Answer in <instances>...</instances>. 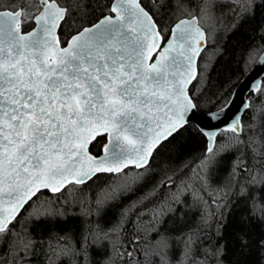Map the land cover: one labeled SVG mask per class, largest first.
<instances>
[{"label": "snow or ice", "instance_id": "obj_1", "mask_svg": "<svg viewBox=\"0 0 264 264\" xmlns=\"http://www.w3.org/2000/svg\"><path fill=\"white\" fill-rule=\"evenodd\" d=\"M154 3L158 11L174 8L179 15L153 60L166 33L140 0H114L109 15L66 40L58 32L72 9L60 0H0V264H32L37 248L41 264H223V245L205 246L201 233L208 220L201 205L223 209L227 197L243 205L248 222L264 224V45L242 58L245 76L256 72V78L248 99L222 128L199 125L200 105L185 89L196 78H186L193 59L188 53L198 55L196 45L206 42L201 24L214 25L226 13L254 16L264 0ZM27 24L34 27L24 33ZM234 96L235 91L231 99L222 96V106L209 109L206 118H225ZM240 112L250 113L248 122H241ZM190 123L206 137L204 150L153 185L145 199L168 192L151 216L138 206L109 221L119 200L153 182L160 147ZM93 141L102 145L95 156ZM227 157L232 162L221 183ZM98 174L118 182L88 198L62 199L73 185L86 186ZM42 189L59 195L37 203ZM193 207L199 221L166 227ZM29 221L46 226L47 237H36ZM253 243L264 264V238ZM240 244L249 248L248 238Z\"/></svg>", "mask_w": 264, "mask_h": 264}, {"label": "trees", "instance_id": "obj_2", "mask_svg": "<svg viewBox=\"0 0 264 264\" xmlns=\"http://www.w3.org/2000/svg\"><path fill=\"white\" fill-rule=\"evenodd\" d=\"M60 3L72 9L67 23L58 32L61 38L66 40L78 29L109 13L111 0H60ZM141 3L155 16L158 26L165 29L166 38L167 30L177 20L179 14L175 12L174 8L158 11L154 0H141ZM172 3L175 4V0H172ZM31 26L32 24H27L23 30H27ZM214 27L212 38L208 40L199 57L197 77L189 88L190 95L194 96L201 111L213 110L222 106V96L229 98L233 87L244 74L242 58L250 49L264 45V8H257L254 16L249 15L244 19L226 13L224 16H219ZM247 96L249 97V94ZM249 116L250 113H244L242 123L248 122ZM205 142V136L193 123L186 125L178 134L174 133L156 154L152 169L156 173L153 182L135 195L119 200L109 212L107 219L115 220L121 210L133 212L138 206L140 213H147L150 217L152 210L160 202L159 198L168 192V189L164 188L156 194L155 199H145V197H151L153 185L160 181H166L168 176H175L184 164L195 161L204 150ZM101 146L93 141L90 151L98 154ZM231 162V157L225 158L219 182L222 183L225 180ZM135 171L130 169L129 174L135 175ZM116 182H118L117 178L111 174H98V178L94 177L86 186L73 185L70 195H72V200L88 198L99 192L100 189ZM178 182L180 183L179 180L176 181V183ZM80 188H83L84 191H79ZM38 195L40 201L43 202L49 197L59 195V193L51 194L41 191ZM63 197L65 198V192ZM225 202L229 207L223 209L218 206H209L210 209L215 207L216 209L207 211L206 205L200 207V211L206 213L208 220V225H205L201 233L205 239V246L214 248L223 245L225 253L223 264H261L253 242L264 238V224L248 222L244 219L245 209L242 204H234L227 197ZM185 211L188 213L185 218L178 220L175 225L172 223L173 218H170L166 227L179 229L185 223L191 226L199 221L200 217L194 215L195 207L185 209ZM26 219L27 217H21V225L25 223ZM133 220L136 221L137 218L134 216ZM144 223L146 224L147 221L145 220ZM21 225H17V227L19 228ZM28 227L32 229V233L36 237H47L49 229L46 226L34 227L29 221ZM131 234L132 229L129 227L128 233H126L129 239H131ZM244 236L249 240V248L242 249L240 238ZM37 254L38 259L33 258L32 264H41L44 261V256L40 253L39 248H37Z\"/></svg>", "mask_w": 264, "mask_h": 264}, {"label": "water", "instance_id": "obj_3", "mask_svg": "<svg viewBox=\"0 0 264 264\" xmlns=\"http://www.w3.org/2000/svg\"><path fill=\"white\" fill-rule=\"evenodd\" d=\"M113 2H114V0H111L110 7L112 6ZM140 3H141V0H140ZM62 6H63V5H62ZM141 6L144 7L142 3H141ZM110 7H109V9H110ZM144 8H145V7H144ZM145 10H147V9L145 8ZM147 11H148V10H147ZM150 14H151V13H150ZM107 15H109V13H106L105 15L101 16L100 18H98V19H97L96 21H94L93 23H91V24H89V25H85V26H83L82 28H84V27H88V26H91V25H94V24L97 23L101 18H103L104 16H107ZM113 15H115V14H113ZM176 22H177V20L171 25V27H172ZM33 27H34V25H33L32 27H30L29 29H27V30H23V32H24V33H27V32H29V31H32V30H33ZM201 27H202V26H201ZM82 28H81V29H82ZM202 28H203V27H202ZM203 29H204V28H203ZM74 34H76V32L73 33L72 35H74ZM205 34H206V31H205ZM58 35H59V33H58ZM70 37H71V35L69 36L68 39H70ZM167 39H168V36H166L165 39H158V40H157V43H159V44L161 45V47H160L159 49H156L155 51L152 52L153 60L156 58V56L158 55V53H159L160 51H162L163 47H165V46L167 45ZM146 43L149 44V45H151V44H152V39L149 38V39L147 40ZM193 44L196 45V41H193ZM206 45H207V34H206V42L202 41V42L200 43V45H196V47L199 49V54H198V55H193L192 52H189V53H188L190 56L193 57V59H192V63H191V66H190V68H189V71H188V73L186 74V78H190V77H192V76L197 77V74H198V60H199V57H200V55H201L203 49L206 47ZM61 46H66V45L64 44V45H61ZM145 54L147 55V51H146ZM148 62L150 63V62H153V61H148ZM255 78H256V72H253L252 75H251V76H248V77H246V76H245V73H244V74L242 75V77L237 81V83H236L235 86L233 87V89H232V91H231V94H230V96H229V99H231V98H232V93H233V91H235L234 103L232 104L231 108L228 110L227 116H226L225 118L221 119V120L218 121V122H210V121L206 118V115H205L208 111H201V112L197 115V117H196V120L199 122V125L202 126L203 128L208 129L209 131H213V130H216V129H218V128H222L223 125H224L225 123L229 122V118L233 117L234 114H237L238 110L241 108L242 102H244L245 100H247V95L249 94V91H248V90H249V88H250L251 81H252L253 79H255ZM262 78H264V77H262ZM195 79H196V78H195ZM195 79H191V83L185 85V89H186V91H187V93H188L189 95H190V93H189L190 85L194 82ZM243 80H246L247 82H246L243 86H240V83H239V82H240V81H243ZM220 107H221V106H220ZM220 107H218V108H216V109H213L212 111H218ZM239 114H240V116H241V118H242L244 112H240ZM193 124L197 127V124H196V123H193ZM166 127H167V126H165V128H166ZM153 128H155V124H153ZM197 129L200 131V129H199L198 127H197ZM200 132H201V131H200ZM205 139H206V137H205ZM90 146H91V144L89 145V149H90ZM101 150H102V147H101L100 152H99L98 154L101 153ZM90 154H92V155H94V156H95V155H98V154H94V153L91 152V151H90ZM84 163H85V166H87V161H85ZM42 190H47V189H42ZM42 190H41V191H42ZM47 191H49V190H47ZM49 192H50V191H49ZM51 193H52V192H51Z\"/></svg>", "mask_w": 264, "mask_h": 264}, {"label": "rangeland", "instance_id": "obj_4", "mask_svg": "<svg viewBox=\"0 0 264 264\" xmlns=\"http://www.w3.org/2000/svg\"><path fill=\"white\" fill-rule=\"evenodd\" d=\"M201 25H203L204 26V28L206 29V32H207V38H208V40H211V38H212V34H213V32H214V29H215V27H214V25H205V24H201ZM229 135H230V133H229ZM225 181V180H224ZM223 181V182H224ZM179 183V182H178ZM71 191H72V188H71V190L69 189V191H66L65 192V198L63 197L62 199H69L70 201L72 200V195H70V193H71ZM41 202V201H40ZM40 202H37V203H40ZM206 207H209V205H206ZM28 216V214L26 213V214H24V217H27Z\"/></svg>", "mask_w": 264, "mask_h": 264}, {"label": "bare ground", "instance_id": "obj_5", "mask_svg": "<svg viewBox=\"0 0 264 264\" xmlns=\"http://www.w3.org/2000/svg\"><path fill=\"white\" fill-rule=\"evenodd\" d=\"M207 208V211H213V210H215L216 209V207L215 208H208V207H206Z\"/></svg>", "mask_w": 264, "mask_h": 264}]
</instances>
